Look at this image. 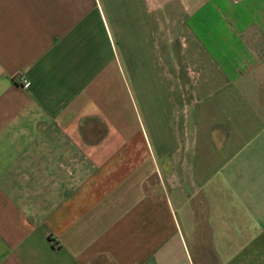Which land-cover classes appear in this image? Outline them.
<instances>
[{
  "label": "crops",
  "instance_id": "crops-1",
  "mask_svg": "<svg viewBox=\"0 0 264 264\" xmlns=\"http://www.w3.org/2000/svg\"><path fill=\"white\" fill-rule=\"evenodd\" d=\"M114 1L0 0V264H264V0ZM156 22L197 81L173 152L113 109Z\"/></svg>",
  "mask_w": 264,
  "mask_h": 264
},
{
  "label": "rangeland",
  "instance_id": "rangeland-1",
  "mask_svg": "<svg viewBox=\"0 0 264 264\" xmlns=\"http://www.w3.org/2000/svg\"><path fill=\"white\" fill-rule=\"evenodd\" d=\"M114 2L120 10L125 8L124 1ZM150 41L129 44L123 35L112 44L110 65L116 71L113 109L128 119L133 133L148 135L155 152L159 149L157 137L163 148L173 152L177 151V122L193 111L191 98L197 81L180 63V46L167 44L158 22Z\"/></svg>",
  "mask_w": 264,
  "mask_h": 264
},
{
  "label": "built area",
  "instance_id": "built-area-1",
  "mask_svg": "<svg viewBox=\"0 0 264 264\" xmlns=\"http://www.w3.org/2000/svg\"><path fill=\"white\" fill-rule=\"evenodd\" d=\"M21 81H22V83H23L24 85H27V84L29 83L28 80H27L26 78H22Z\"/></svg>",
  "mask_w": 264,
  "mask_h": 264
}]
</instances>
